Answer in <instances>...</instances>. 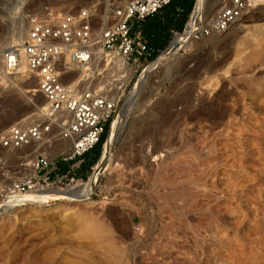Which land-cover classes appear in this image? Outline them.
Wrapping results in <instances>:
<instances>
[{"label":"rangeland","instance_id":"rangeland-1","mask_svg":"<svg viewBox=\"0 0 264 264\" xmlns=\"http://www.w3.org/2000/svg\"><path fill=\"white\" fill-rule=\"evenodd\" d=\"M129 1L0 0V42L18 39L28 16L47 9L92 8L99 30ZM228 2L208 0L197 21ZM174 51L148 79L90 199L22 203L0 214V264H264V0L226 32ZM36 87L28 73L0 87V132L39 119L46 99ZM134 89L131 82L120 93L117 112ZM229 122L245 140L231 141L241 156L235 166L227 165ZM58 149L52 155L61 160ZM21 153L0 148V207L12 178L31 171L20 168ZM82 166L76 185L62 189L86 184L98 162Z\"/></svg>","mask_w":264,"mask_h":264},{"label":"built area","instance_id":"built-area-1","mask_svg":"<svg viewBox=\"0 0 264 264\" xmlns=\"http://www.w3.org/2000/svg\"><path fill=\"white\" fill-rule=\"evenodd\" d=\"M170 2L130 0L113 11V23L99 30L93 26L92 8L67 13L47 9L28 16L29 30L24 41L10 45L0 42V87L18 74L24 58L25 73L37 80V93L47 99V105L39 108L38 120H22L0 132V148L22 151L17 157L22 161L20 168H31L29 173L20 171L12 178L4 201L76 185L80 180L76 173L85 155L102 141L108 126L110 132L118 114L120 93L131 82L134 89L150 64L176 46L170 43L152 60L154 49L141 29H135L136 23ZM256 2L229 0L199 24L190 38L198 41L226 32ZM67 56L73 66L65 64ZM89 67L96 69L86 70L77 81L73 79L75 72ZM43 141L50 143L48 150L33 147ZM63 141H68V151L62 150ZM54 146L59 148L61 160L53 157ZM62 163L68 164L64 173Z\"/></svg>","mask_w":264,"mask_h":264},{"label":"bare ground","instance_id":"bare-ground-1","mask_svg":"<svg viewBox=\"0 0 264 264\" xmlns=\"http://www.w3.org/2000/svg\"><path fill=\"white\" fill-rule=\"evenodd\" d=\"M207 3H208V0H197L196 1L194 12H193V15H192V17H191V19L189 21V24L187 26L186 31L184 32V34L178 35L174 39V41L172 43V46H175V45L180 44V43H186V42L190 41V39H191L190 35H191L192 31L199 24H201L203 22V20H204V16H205L204 8H206ZM16 5L14 6V9L18 10L20 8V6L16 7ZM200 15H204L202 19H200L202 17ZM199 16H200V18H199L200 20L198 22L197 19H198ZM27 33H28L27 29H25V27L24 28L22 27L20 29L17 37H16L18 39H14V36H8V38L6 39V42H3V43L7 44V45H10V44H12L13 42H16V41L17 42H22L26 38ZM171 54H174V52H172L170 54H167V55L166 54L162 55V57L157 59L158 62L154 63L151 67H148L146 72L141 77L139 83L135 86L134 92L127 97V99L125 101V106L119 111L120 113L118 112L119 114L116 115L117 118L115 117V119L113 121L112 127L110 129V132H109L106 144H105L104 152H102V155H101V157H100V159L98 161V166L95 169V171L93 172L92 178L88 179L86 184H84L82 186H79L77 188H72L71 190H64V189L54 188V189H50L48 191H45V192H42V193H38V194H29L26 197L13 196L10 199V201L3 202V204L4 203L5 204L0 207V214H3L6 211H9V210L13 209L14 207H16L17 204L20 205L22 203L23 204L24 203H30V204L31 203H38V204H45L46 203L47 204V203H50L51 201H53L55 199H62V198L69 199L71 201L72 200L84 201V200L90 199L92 197V194H93V191H94V187H95V185L97 183V180L99 178V173L101 171V168H102V166H104L103 162L109 156V154L111 152L112 145L117 141L118 136L120 135L122 130L125 128V125L127 123L128 118L130 117L132 112L134 113V111H133L134 106L137 103V101H139L138 98H139L143 88L145 87L148 79L152 75L153 71L156 68H158V64L162 63L163 60L166 59L168 57V55H171ZM69 61H70L69 57L67 56L65 64L67 66H71V65L73 66V64H71ZM26 68H27V65H26L25 59L22 58V61H21L20 65H19V67H18V74H20V73L24 74L26 72ZM95 69L96 68H90V67L89 68H83L81 72L76 73L78 75H74L73 79L75 81H77L80 77H82V73L83 72H85L86 70L95 71ZM82 86L84 88H86V83L82 82ZM36 91H38V90H36ZM41 96H43V95H41ZM46 105H47V99L43 102L42 106H46ZM39 115H40V113H39ZM230 122L226 126L227 130H226V136H225L227 138L226 140L228 142V148L227 149L230 152L229 157H228L227 165L229 166L231 164V165L235 166V165H237V164H239L241 162L240 158H239L241 156H239L240 151H239V154H238V153H236L237 151H235V149H233L234 147H232L233 145L231 144V141L233 139L235 141V143L237 144V147L241 146V143H244V142H242L244 140V138H243L244 135H243V131L239 127H237V130L235 129L236 133H235V136H234L231 133V131H233V130H232V125H231ZM232 135H233V137H232ZM65 143L67 144L68 141H63V144H65ZM49 145H50V143H48L47 141H43V142L35 143L34 147L36 148V150H38V149L39 150H44V149L48 148ZM228 166H226V168L223 171L222 175L227 176L229 178V177H231V174L229 173L230 169L228 168ZM28 168L31 169L30 167H28ZM229 181H230V186L232 187V189L235 190L237 188L238 184L237 183L235 184V182L232 181L231 179ZM260 239H262V238H260ZM244 253H246V252H244ZM240 254H242V253H240ZM252 254H254V253H252Z\"/></svg>","mask_w":264,"mask_h":264},{"label":"trees","instance_id":"trees-1","mask_svg":"<svg viewBox=\"0 0 264 264\" xmlns=\"http://www.w3.org/2000/svg\"><path fill=\"white\" fill-rule=\"evenodd\" d=\"M197 0H171L152 16L147 17L140 24L147 43L154 49L152 60L164 50L175 32H183ZM109 126L99 143L103 146L107 138ZM97 146L84 157L83 165L92 168L100 159L102 146Z\"/></svg>","mask_w":264,"mask_h":264},{"label":"water","instance_id":"water-1","mask_svg":"<svg viewBox=\"0 0 264 264\" xmlns=\"http://www.w3.org/2000/svg\"><path fill=\"white\" fill-rule=\"evenodd\" d=\"M4 7H5V8L2 9V11H3V12H6L7 10H9V9L11 8V3L5 4ZM194 8H195V7H194ZM193 12H194V9H193V11H192V13H191V15H190V18H189L188 22H187L186 25H185L184 31H185V29L187 28V26H188V24H189V21H190L192 15H193ZM184 31H183V32H184ZM139 81H140V80H139ZM138 83H139V82H138ZM108 135H109V133H108Z\"/></svg>","mask_w":264,"mask_h":264},{"label":"crops","instance_id":"crops-1","mask_svg":"<svg viewBox=\"0 0 264 264\" xmlns=\"http://www.w3.org/2000/svg\"><path fill=\"white\" fill-rule=\"evenodd\" d=\"M91 151H92V150H91ZM91 151H90V152H91ZM88 153H89V152H88ZM86 155H87V154H86ZM86 155H85V156H86ZM61 165H62V170H61V172H62V173L66 172V170H67V168H68V164H67V163H62ZM82 167H83V166H82Z\"/></svg>","mask_w":264,"mask_h":264}]
</instances>
